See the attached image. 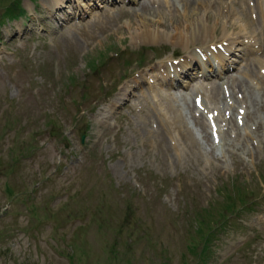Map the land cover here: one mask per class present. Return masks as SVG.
<instances>
[{
    "label": "rangeland",
    "instance_id": "rangeland-1",
    "mask_svg": "<svg viewBox=\"0 0 264 264\" xmlns=\"http://www.w3.org/2000/svg\"><path fill=\"white\" fill-rule=\"evenodd\" d=\"M110 1L0 0V264H264L258 0H201L211 43L226 33L259 52L222 75L210 62L204 82L195 59L172 88L165 63L200 47L174 40L191 8ZM143 23L165 35L150 41ZM237 188L249 201L228 209ZM198 217L208 248L191 237Z\"/></svg>",
    "mask_w": 264,
    "mask_h": 264
},
{
    "label": "bare ground",
    "instance_id": "bare-ground-1",
    "mask_svg": "<svg viewBox=\"0 0 264 264\" xmlns=\"http://www.w3.org/2000/svg\"><path fill=\"white\" fill-rule=\"evenodd\" d=\"M200 1V2H199ZM194 1L196 6L193 5L192 1L191 0H187L186 1V5L189 6H184L186 10H188V8H191L190 10V13H187V17L185 18L184 22H182V25L181 26H178V28L175 29V31H177L178 29L179 30V35L178 37H175L174 40H176V42H179L185 49L187 48L188 44H191V43H200V47L198 52L197 50L194 52L189 50L187 51L186 50V56L184 58L183 61L179 62L177 65H166V67L164 69H166V71L164 72L165 75L164 77H161V78H167V80L170 79V76L171 75H174V76H178V73L180 72V70H183V69H186L187 67L189 66H193L192 64H195V59H199L197 60V62L200 64L198 69L200 70L199 73H202L201 76H203V80H205V77L208 75V72H207V65L209 64L210 60L209 58H212L216 61V64H219V67L214 69L213 71H218V74H221L227 70L230 66H228L227 64V59H225V52H228V53H236V51L238 50L235 49V48H232V47H226V45L223 47L224 51H219L221 50L222 48L220 46H217L216 44L214 43H211L210 41H212L214 39V27L213 26H210L208 23H207V20H206V17H207V13L212 10L213 8V5H211L209 2H204V1ZM237 1H240L242 3H245L246 0H230V5L234 4L235 2ZM199 2V3H198ZM214 4V3H213ZM220 4V3H219ZM246 4V3H245ZM249 5H251V1L248 2ZM193 5V7H192ZM183 7V8H184ZM230 7V6H229ZM221 8V7H220ZM214 9V8H213ZM173 10V9H172ZM246 10V9H244ZM261 10H262V6L260 4H257V7H256V11L258 13V19H261L262 18V14H261ZM249 12V11H248ZM263 12V10H262ZM176 15V14H175ZM219 15L221 17H223L224 19H233V20H236L237 18L235 17V13L233 12L232 9L228 8L227 5L223 4L222 6V9L219 11ZM250 15V13H249ZM196 16L199 20H200V28L197 29L196 31V28H195V24L193 23V21L191 19H193V17ZM242 15H239L238 16V19H241ZM168 20V19H166ZM164 20V21H166ZM257 20V19H256ZM263 22H264V18L261 19ZM182 21V20H181ZM197 22V21H196ZM242 22L244 23H247L246 22V19H244ZM157 25L159 26V21L158 22H155V23H151V24H147V25ZM176 24V23H175ZM144 25L141 24L140 26ZM218 25V24H217ZM153 27V26H152ZM176 27V26H175ZM244 27V26H243ZM156 27H153V28H149V27H140V31L143 30V33L145 34V36L150 40L153 41L157 40L156 36L158 35H165V32H159L158 33V30L155 29ZM259 28V27H258ZM225 29V28H224ZM262 29V28H260ZM259 29V30H260ZM247 31V30H246ZM250 31V30H249ZM226 32V31H225ZM241 31H239L237 34L239 35ZM249 34V33H248ZM251 34V33H250ZM241 35H243L241 33ZM246 35V34H245ZM170 36V35H169ZM175 36V35H174ZM223 37H227L228 40H231L230 43H228L229 45H233L235 43H237V37H229L228 34L224 33L223 34ZM243 37V36H242ZM162 38V37H161ZM173 39V38H172ZM222 41H227V40H222ZM243 44V43H242ZM222 45V44H221ZM197 48V49H198ZM213 51H216V52H213ZM199 55L202 57V55H204L208 61L202 59L199 57ZM190 58L191 60L189 61L188 59ZM163 68V67H161ZM172 69V70H170ZM218 69H220L221 71H219ZM162 70V69H160ZM194 70V69H193ZM186 72V71H185ZM143 78V77H142ZM158 78V77H157ZM132 80V79H131ZM166 80V81H167ZM175 79H171L169 80L168 82V87H171L172 83L174 82ZM140 81L139 78L138 79H135L132 81V83H134V85H129V84H125L121 91L122 93L120 94V98H118L116 100V102L110 104V110L114 109L118 104L119 102L123 99V98H126V97H129V95L131 94V91L133 89H135L138 85V82ZM143 84V83H141ZM244 85V84H243ZM202 90V89H201ZM213 90V88L211 89ZM204 91V90H203ZM207 91V90H206ZM136 92V91H135ZM214 93V92H213ZM207 95V94H206ZM230 95V94H229ZM213 96V95H212ZM132 97V96H131ZM211 97V96H209ZM159 98V97H158ZM208 98V97H207ZM212 98V97H211ZM157 99V98H156ZM210 99V98H209ZM214 99V98H212ZM219 99V98H218ZM211 100V99H210ZM210 100H209V103H210ZM123 101V100H122ZM121 101V102H122ZM218 102V101H217ZM207 103V102H206ZM221 104V103H220ZM213 105V103H212ZM215 105V104H214ZM213 105V106H214ZM108 106V107H109ZM161 106V105H160ZM211 107V106H210ZM170 108V107H169ZM215 108V107H214ZM211 109V108H210ZM213 109V108H212ZM232 109V108H231ZM171 111V110H170ZM141 112V111H140ZM175 112V111H174ZM178 112V111H177ZM112 113V112H111ZM172 113V112H171ZM219 113V112H218ZM165 114V112H164ZM224 114V113H223ZM112 115V114H111ZM110 115V116H111ZM166 115V114H165ZM195 115V114H194ZM219 115V114H218ZM221 115V114H220ZM219 115V116H220ZM201 113H200V117H201ZM167 117V116H166ZM173 117V116H172ZM103 118V116H102ZM163 118V117H162ZM194 118V117H193ZM105 119V118H104ZM165 119V118H164ZM170 119V117H169ZM172 119V118H171ZM227 119V118H226ZM229 119V118H228ZM100 120V119H99ZM166 121V119H165ZM164 121V125H166ZM174 122V121H173ZM227 122V121H226ZM169 123V122H168ZM180 123V122H179ZM178 123V124H179ZM202 123H206V122H202ZM172 125L174 123H171ZM209 124V123H208ZM220 124V123H219ZM224 124V123H223ZM170 125V124H169ZM205 126V125H203ZM202 127V126H201ZM150 128V127H149ZM220 128V127H219ZM163 129V128H162ZM207 130V129H206ZM222 133V132H221Z\"/></svg>",
    "mask_w": 264,
    "mask_h": 264
},
{
    "label": "trees",
    "instance_id": "trees-1",
    "mask_svg": "<svg viewBox=\"0 0 264 264\" xmlns=\"http://www.w3.org/2000/svg\"><path fill=\"white\" fill-rule=\"evenodd\" d=\"M248 201H249V198L245 199L244 193L242 191H240V189L237 188L236 191L233 193L232 198L228 202V205H229L228 209L234 208V205L237 204V202L246 203ZM224 210H225V208H223V210L221 211V214L226 219L227 213ZM201 218L202 217H198L197 220H196V221H198L200 223V224H198V226L196 228H197L198 231L200 230L201 233H197L195 236H191V237L192 238L198 237L199 241H200V244H202V242L204 241L205 242V247L208 248L209 247L208 243L211 240V236H209L208 233H204V232H209L211 234L213 227L210 226V224H208V223L202 224L203 221L201 220ZM227 220H228V218H227ZM207 227H209V230H208ZM213 234H211V235H213ZM201 237H202V241H201ZM192 248H196V245H193ZM199 255H201L200 254V250H199Z\"/></svg>",
    "mask_w": 264,
    "mask_h": 264
},
{
    "label": "water",
    "instance_id": "water-1",
    "mask_svg": "<svg viewBox=\"0 0 264 264\" xmlns=\"http://www.w3.org/2000/svg\"><path fill=\"white\" fill-rule=\"evenodd\" d=\"M83 138H84V136L82 135V136H81V142H83Z\"/></svg>",
    "mask_w": 264,
    "mask_h": 264
}]
</instances>
